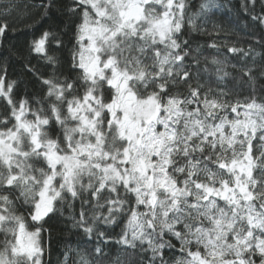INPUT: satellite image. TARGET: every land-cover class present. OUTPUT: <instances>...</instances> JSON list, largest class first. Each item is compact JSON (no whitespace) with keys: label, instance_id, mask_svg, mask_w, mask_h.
I'll list each match as a JSON object with an SVG mask.
<instances>
[{"label":"snow or ice","instance_id":"obj_1","mask_svg":"<svg viewBox=\"0 0 264 264\" xmlns=\"http://www.w3.org/2000/svg\"><path fill=\"white\" fill-rule=\"evenodd\" d=\"M73 2L70 11L81 18L72 51L81 95L73 81L44 79L54 102L47 113L32 110L26 99L13 101L16 82L0 74V98L11 109L0 120V264H42L50 214L85 194L95 207L104 198L105 224L127 210L118 243L135 249L139 242L151 252L148 264H168L171 239L181 245L176 264H264V103L232 102L226 93L192 86L187 41L177 39L185 0ZM6 27L0 25V35ZM49 35L33 42L35 52L46 51ZM181 85L187 95L173 91ZM52 124L62 135L45 130ZM87 203L81 199L80 219H73L91 235ZM99 219L92 217L93 224Z\"/></svg>","mask_w":264,"mask_h":264},{"label":"trees","instance_id":"obj_2","mask_svg":"<svg viewBox=\"0 0 264 264\" xmlns=\"http://www.w3.org/2000/svg\"><path fill=\"white\" fill-rule=\"evenodd\" d=\"M49 5L50 0H0V25H7L0 35V74L6 71V83L16 82L12 91L14 102L26 99L32 110L43 109L44 113L54 98L47 97L48 86L42 80L68 79L77 85L76 95L83 92L78 79L81 72L73 68L72 62L80 13L70 11L73 0H52L53 6ZM184 16L177 39L187 41L189 55L185 62L193 73L192 86L199 84L202 91L210 89L213 95L226 93L223 99L232 102L255 99L257 103H264V23L259 19L264 17V0H255L254 5L251 0H185ZM44 32L50 34L46 51L35 52L33 42ZM233 47L241 51L233 53L230 51ZM49 56L53 58L51 61ZM173 91L187 95L184 85ZM104 95L106 99L109 96L106 88ZM10 111L5 99L0 98V120L8 118ZM45 130L53 137L62 135L56 124ZM253 151L257 153L255 141ZM31 163L36 168L45 167L42 162ZM87 182L85 178L84 183ZM9 195L17 200L19 192ZM121 198L134 205V198L125 197L122 192ZM81 199L88 200L84 205L88 223L84 226H93L91 235L83 227L74 226L73 217L80 219ZM99 203L103 207H95L96 201L85 194L76 200L66 198L64 204L56 205L58 210L50 214L51 219L44 225L48 231L41 233V246L45 249L42 264H83L84 261L87 264H148L151 252H142L139 242L135 249L118 243L127 223V210L116 217L117 223L105 224L103 217L108 214V205L103 197ZM16 207L18 214L23 213L27 218V210L19 203ZM137 210L143 212L144 208ZM94 216L100 219L93 224ZM32 227L29 223L30 230ZM97 231L105 234L103 240L98 238ZM4 240V234L0 233V248ZM171 243L175 247L165 249L164 258L168 264H176L182 258L181 245L176 239H171ZM97 246L102 249L101 253L95 251ZM143 248H147L146 243Z\"/></svg>","mask_w":264,"mask_h":264}]
</instances>
